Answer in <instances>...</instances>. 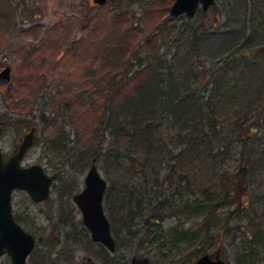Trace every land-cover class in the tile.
I'll list each match as a JSON object with an SVG mask.
<instances>
[{"label": "rangeland", "instance_id": "obj_1", "mask_svg": "<svg viewBox=\"0 0 264 264\" xmlns=\"http://www.w3.org/2000/svg\"><path fill=\"white\" fill-rule=\"evenodd\" d=\"M236 1L245 8L244 2L248 0H216L214 8L217 10L213 8L206 12L202 20L204 26L208 27L210 23L216 26L226 23L234 25V19L238 20V16L231 13L233 19L228 20L227 7ZM173 2L111 0L109 4L97 7L91 0H0V70L6 66L11 68V81L0 80V148L3 160L15 153L24 132L34 127V144L25 154L21 165L42 166L52 179L49 196L44 202L34 203L29 195L21 191L14 192L11 198L14 215L37 242L32 264H100L95 256L102 251L101 248L90 244L83 247L87 239L80 224H77L80 215L71 198L81 190L87 170L92 160L96 159L91 157L92 154L84 153L87 157L83 156L79 150L88 152L87 148H91L90 152H97L99 146L98 123L104 110L101 116V111L91 109L97 104H119L120 97L110 100L114 93L108 89H117L125 80L119 69L112 66L115 53H111L108 62L102 48L116 47L123 40L130 52L138 53V58H141L139 65L150 63V60L156 61V64L166 62L169 38L175 34L177 26L183 24V20L177 22L176 18L169 16ZM253 5L254 9L247 16L257 30L254 32L256 39L253 38L248 49H245L246 44L236 49L235 53L245 54L246 58L232 63L237 64L234 68L244 69L245 84L256 83L264 73V57L261 58L264 54V0H253ZM105 35L106 38L103 37ZM258 43L262 47H258ZM181 44L182 53L186 44ZM219 45L222 44L216 37L203 47L200 58L195 61V67L200 72L216 71L218 61L209 56L215 55ZM125 56L128 65L122 70L128 69L124 73L131 81L124 83V94L131 92L136 82L153 72V69L137 72L139 65L134 62L135 59H128L127 54ZM101 76L103 78L99 82H105L102 87L107 90L103 96L97 95L92 85ZM135 76H139L140 80ZM194 88L202 94L199 86ZM210 89L203 96L207 97ZM261 90L258 99L247 104L250 109L248 115L259 116L264 110V88ZM239 111L241 113L237 114ZM222 113L230 123L238 116L237 123H232L233 127L220 126V134H225L221 140L226 141L218 142L210 136L211 148L208 146V149H212V155L218 161L222 159L224 165L215 166H221L219 176L226 179L238 164L234 151L237 144L233 145L236 141L235 124L249 123L251 119H241L243 113L240 109L230 108ZM257 120L262 125L255 133H248L246 138L254 136L261 141L264 113ZM166 134L164 128L162 136ZM103 136L106 143L111 138L108 133ZM180 153V148H173L175 156ZM139 154L149 155L145 148ZM258 160L255 180L249 186L252 190L256 188L255 195L261 198L264 193V151ZM95 163L107 181L108 176L104 174L101 162L96 160ZM214 163V159L210 162L206 159L203 163L177 166L170 173L169 166L176 164L165 161L156 175L159 184H166L162 193L168 203L171 201L167 204L169 210L166 209L169 216L165 215L147 229L140 225L141 232L131 241L125 238L126 243H122L116 254L118 264H126L133 256H148L151 264H194L201 254L206 251L214 253L218 247L220 257L227 264H264V204L248 205L250 188L243 191L242 187V195L237 191L233 198L225 202L218 201L205 210L200 208L203 189L200 185L205 186L209 179L211 182L205 187L214 190V193L220 191L225 194L233 190L228 183L217 181L216 174H213ZM147 171L153 178L154 167L148 166ZM224 171H228L227 174ZM128 173L126 181L135 182L133 178L137 179V174L131 176V172ZM177 176H191L193 179L195 187L186 188L185 184L183 193L186 196L182 197L180 190L174 188L178 182ZM152 182L157 184L154 180ZM107 184L109 186L108 181ZM204 191L209 192L208 189ZM180 197L187 203L186 208L181 204L177 208V204H174ZM205 237L213 238V243L208 244ZM0 264H10V261L2 257Z\"/></svg>", "mask_w": 264, "mask_h": 264}, {"label": "trees", "instance_id": "obj_2", "mask_svg": "<svg viewBox=\"0 0 264 264\" xmlns=\"http://www.w3.org/2000/svg\"><path fill=\"white\" fill-rule=\"evenodd\" d=\"M244 7L242 8L237 1L234 5L227 7L228 20L232 18L230 17L231 13L238 16V20L234 19L236 21L234 25L226 23L216 26L210 23L206 27L202 20L207 13L201 12H198L191 19L185 17L176 18L177 22L183 20V24L180 23L175 34L169 38V50L166 55L168 60L166 59V62L164 60L156 64V61L152 62L150 60V63L143 62L141 66L139 65L141 58H138V53L130 52L128 44L120 39L118 40L121 42L116 47L110 49L102 48L103 54H106L105 59L108 62L110 61L111 53H115V62L111 63L124 76L123 85L131 81L124 73L128 69L122 70L125 65H128L127 60H124L126 54L128 59L134 58V62L139 65L137 72L153 69V72L149 73V76L147 74L142 81L139 76H135L134 78L140 81L136 82L129 93L124 94L123 85L117 84V89L116 87L109 88L110 86L108 87L109 83L107 82L108 90H112L114 93V95L110 96V100L113 97H120L118 99L120 102L117 105L116 103L115 105L111 103L108 106L97 104L96 107L91 109L101 111V116L102 110H104L103 117L98 123L100 130L97 136L99 141L98 150L97 152H90L91 148H87L88 152L84 149L79 150L83 156L87 157L88 154H92V158L95 157L96 160L100 161L104 174L108 176L109 186L105 193L104 204L118 250L120 246H123L122 243H126L125 238L131 241L136 234L139 235L141 232L139 230L140 225H144L145 229H147L148 226L152 225V223L156 224L165 215L169 216V214H166V209L169 210L167 204H170L171 201L168 203L166 196H164L165 194L163 195L162 193V188L165 189L166 184H159L156 175L160 167L165 165V161L168 163L171 161V164H176L175 166H169L170 173H173L174 168H177V166L194 165L198 162L203 163L206 159L210 162L211 159H214L215 163L213 165L215 169L214 171L211 169V171H213L214 175L216 174L217 181L222 182V184L228 183V186L233 190L225 194L220 193V191L214 193V190L205 187L211 182V179H209L205 186L204 184L200 185L203 187L199 202L200 208H203L202 210L218 201L223 200L225 202L229 198H233L237 191L241 192L242 187H244L243 191L247 187L250 188L249 185L255 180V165L260 162L258 157L264 151V128L261 129L263 131L261 141L254 136H249L248 138L246 136L248 133H255L260 128L262 124H258L257 117H262L264 110L259 116L248 115L247 113L250 109L247 104L252 101L255 102L261 95V88H264L262 86L264 84V73L260 75L256 83L247 82L245 84L247 79L246 76H243L245 74L244 69H236L234 67H237V64L232 65L234 60L246 58L245 54L235 53L236 49L242 44H246L245 49H248L253 38L256 39L254 32L257 30L247 16L249 11L254 9L252 8L254 7L253 0L245 1ZM216 10L214 8V11ZM200 17L202 19L198 20ZM210 26L214 29H210ZM103 37L106 38L107 36ZM216 37H218L222 45L217 46L215 55L209 56V58L216 59L218 67L214 72L209 70L206 73H202L195 67V61L200 58L203 47L212 43ZM180 42L186 44V46L183 45L185 47L182 53L179 46ZM258 44V47H262L260 43ZM171 51L173 52L171 53ZM263 57L264 54L261 58ZM248 58L251 60L250 56ZM239 67L243 66L239 65ZM229 72L232 74H229ZM101 78L103 76L98 78L99 80L93 81L92 85L95 86L94 92L103 96L106 95L104 92L107 90L102 87L105 82H99ZM194 86H199L202 94L197 92ZM209 87L211 89L208 96H203ZM106 101L107 99H105ZM230 108L231 110H242L241 119H251V122L238 126L235 124L237 129H235L236 135L234 138L236 141H234L233 145L237 144V148H234V151L237 155L236 162L238 164L225 179L224 176H219L218 173V170H221V166H215L222 165V159L218 161L212 155L213 151L208 149V146L211 148L209 145L210 136L218 142L226 141L225 139L221 140V137L225 136V134H220V126L233 127L234 124L232 123H237L238 116L230 123L229 118L226 119L222 113L223 110L228 111ZM240 113L241 111L237 114ZM164 128H166L167 134L162 136ZM104 133H108L111 137L107 143L106 141L104 142ZM103 145L106 146L103 148ZM261 146L263 149L258 150L257 148ZM143 148L148 151L149 155L142 156L139 154ZM173 148H180L181 153L175 156ZM237 151L240 153L238 154ZM101 152L103 153L99 154ZM252 152L255 154H252ZM84 153H87V155ZM240 155H244V157ZM148 166L154 167L155 175L153 178L149 176ZM128 172H131V176L137 174V179L132 177L135 182H132V180L126 181L129 176ZM227 172L224 171V174H227ZM177 177L178 182L174 188L180 190L182 197L186 196L183 193L185 184H187L186 188L192 187L194 185L193 179L191 176ZM151 179L157 184L153 183ZM204 189H208L210 193H206L207 191H204ZM255 189H251L249 206L261 204L260 202L264 204V193L263 197L260 198V195H255ZM174 204H177V208L179 204L183 208L187 207V203L181 197ZM141 222L143 224H140ZM205 241L208 244L213 243L210 237H205ZM95 258L100 264H115L114 257L106 254L104 250L98 252ZM32 263V260L29 261V264ZM40 264H44V262Z\"/></svg>", "mask_w": 264, "mask_h": 264}, {"label": "water", "instance_id": "obj_3", "mask_svg": "<svg viewBox=\"0 0 264 264\" xmlns=\"http://www.w3.org/2000/svg\"><path fill=\"white\" fill-rule=\"evenodd\" d=\"M102 5L106 0H93ZM214 0H175L169 9L171 17L184 15L191 18L201 9L206 12ZM0 79L10 81V67L0 72ZM34 130L26 134L19 145L18 151L7 162H3L0 150V257L7 253L11 264H27L26 260L34 248L33 237L17 225L11 213V194L17 190L26 191L34 202L47 199L51 179L46 176L42 167L32 165L22 168L20 162L31 147ZM1 135V129H0ZM106 182L93 164L84 179V189L73 197L82 215V223L90 232L94 242H101L110 251L114 250V243L109 233V224L102 209V198L106 189ZM130 264H149L147 258H132ZM195 264H224L216 254L199 258Z\"/></svg>", "mask_w": 264, "mask_h": 264}, {"label": "flooded vegetation", "instance_id": "obj_4", "mask_svg": "<svg viewBox=\"0 0 264 264\" xmlns=\"http://www.w3.org/2000/svg\"><path fill=\"white\" fill-rule=\"evenodd\" d=\"M91 2H92V0H91ZM111 2V0H107V3L106 4H109ZM94 5V4H93ZM94 6H96V5H94ZM15 218V217H14ZM17 219V218H16ZM211 238V237H210ZM212 240H213V238H211ZM37 243V242H36ZM35 243V244H36ZM212 244V243H211ZM220 247H218L217 249H219ZM216 249V251L214 252V253H217L218 252V254H219V256H220V253H219V250H217ZM35 249L31 252V256H33V254L35 253ZM214 253H209V252H205V253H203V254H201L200 256L199 255H197V256H199V257H197L196 258V260H194V261H197L199 258H201L202 256H204L205 254H207V255H210L211 257L214 255ZM148 257V256H147ZM149 258V257H148ZM150 259V258H149ZM220 259H222L221 257H220ZM223 260V259H222ZM114 261H115V264H118V261H117V259H114ZM223 261H225V260H223ZM227 264V263H226Z\"/></svg>", "mask_w": 264, "mask_h": 264}]
</instances>
